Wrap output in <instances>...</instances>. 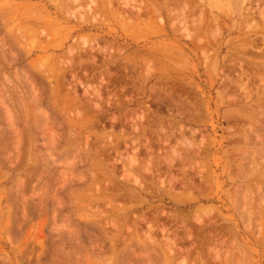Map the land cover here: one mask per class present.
I'll return each instance as SVG.
<instances>
[{"label":"rangeland","instance_id":"1","mask_svg":"<svg viewBox=\"0 0 264 264\" xmlns=\"http://www.w3.org/2000/svg\"><path fill=\"white\" fill-rule=\"evenodd\" d=\"M75 1L0 0V264H167L155 214L264 264V0Z\"/></svg>","mask_w":264,"mask_h":264},{"label":"bare ground","instance_id":"2","mask_svg":"<svg viewBox=\"0 0 264 264\" xmlns=\"http://www.w3.org/2000/svg\"><path fill=\"white\" fill-rule=\"evenodd\" d=\"M53 1V0H52ZM76 1H78V0H76ZM76 1L74 2L75 4H76ZM122 1V0H121ZM130 0H125V1H123V5L121 6V7H124L125 6V4L129 7V8H127L126 9V13H128V11H129V15H131V17L132 18H134L135 17V20L134 19H132V18H128L127 17V21H130V20H133V21H135V25H139V23L141 22H144V20H145V18L144 17H148V15L149 14H151V11H152V9L150 8V7H140V8H138V9H135L134 11H136L137 10V12L135 13L134 11V13L133 12H130V9L132 8V9H134V7H131V5H130V3H128ZM179 1V0H178ZM100 2L101 3H98V0H89V5H95V10L96 9H103V11H105L104 10V4H105V1H101L100 0ZM102 2H104V4L103 5H100V4H102ZM110 2V0L108 1V3ZM115 2H117V3H120V0L118 1V0H115ZM184 2V1H183ZM190 2V1H189ZM95 3V4H94ZM117 3H115V5H117ZM135 3H136V0H135ZM195 3H196V1H195ZM254 3V2H253ZM62 4V3H61ZM71 4H73V3H71ZM88 4V3H87ZM139 4H141L140 2L138 3V5ZM184 4V3H183ZM69 5V4H68ZM114 5V4H113ZM114 5V6H115ZM173 5V4H172ZM175 5H176V3H175ZM184 5H186V4H184ZM183 5V6H184ZM62 6V5H61ZM75 6V5H74ZM177 6V5H176ZM187 6H189V10H190V12H192L193 11V9L195 8L194 7V5H193V7H191L190 6V4L189 5H187ZM24 7V6H23ZM57 7V6H56ZM80 7V6H79ZM78 7V8H79ZM89 7V6H88ZM121 7L119 8V9H121ZM181 7V6H180ZM186 7V6H185ZM110 8H111V2L109 3V8H108V10H109V14H110V12H111V10H110ZM125 8H126V6H125ZM124 8V9H125ZM188 8V7H187ZM259 9H257L258 10V13H257V15L259 14L260 15V17H261V23L262 22H264V7H258ZM24 9V8H23ZM91 9V8H90ZM114 9H115V7H113V11H114ZM131 9V10H132ZM177 9H178V7H177ZM180 9V8H179ZM247 9V8H246ZM252 11H251V10ZM250 9H249V11H251V13L249 12V14H250V17L251 18H254L255 17V15H254V13H255V11L250 7ZM87 10V9H86ZM85 10V11H86ZM98 10H96V11H98ZM173 10V9H172ZM172 10H169L168 12H171ZM182 10H186V8L185 9H182V7H181V14L183 13V12H185V13H187L186 11H183L182 12ZM255 10H256V8H255ZM256 10V11H257ZM57 11V10H56ZM69 11V10H68ZM74 11V10H73ZM81 11H82V9H81ZM95 11V12H96ZM112 11V12H113ZM180 11V10H179ZM188 11V10H187ZM195 11V10H194ZM201 11V10H200ZM254 11V12H253ZM70 12V11H69ZM106 12V11H105ZM111 12V13H112ZM116 12V11H115ZM196 12V11H195ZM198 12V11H197ZM248 12H247V14H248ZM82 13V12H81ZM91 13V12H90ZM99 13V12H98ZM126 13L124 12V13H122V14H125V16H123V15H118V16H120V19H122V20H126ZM176 13V12H175ZM174 13V14H175ZM189 13V12H188ZM188 13H187V15H188ZM71 14V13H70ZM73 14V13H72ZM71 14V15H72ZM83 14V13H82ZM92 14V13H91ZM114 14V13H113ZM113 14H111L112 16H113ZM177 14V13H176ZM178 14H180V13H178ZM244 14V13H243ZM246 14V15H247ZM5 15V14H4ZM37 15V14H36ZM81 15V14H80ZM199 15V14H198ZM102 16V15H101ZM121 16H122V18H121ZM177 16V15H176ZM179 16V15H178ZM177 16V17H178ZM182 16H183V18H186L187 16L186 15H184V13L182 14ZM181 16V17H182ZM207 16V15H206ZM62 17V16H61ZM151 17V16H150ZM192 17V16H191ZM75 18V17H74ZM88 18V17H87ZM97 18V17H96ZM101 18V17H100ZM124 18V19H123ZM200 18V17H199ZM242 18V17H241ZM34 19V18H33ZM32 19V20H33ZM89 19V18H88ZM93 19H95V18H93ZM128 19H130V20H128ZM151 19V18H150ZM170 19V18H169ZM181 19V18H180ZM32 20H30V22L32 21ZM76 20V19H75ZM97 20V19H96ZM99 20V19H98ZM97 20V21H98ZM147 20H148V18H147ZM152 20V19H151ZM151 20H149V21H151ZM154 20V19H153ZM171 20V19H170ZM192 20V19H191ZM263 20V21H262ZM39 21V20H38ZM96 21V22H97ZM187 21H188V19L186 20V21H184L185 22V24L187 25ZM24 22V21H23ZM44 22V21H43ZM47 22V21H46ZM93 22H95V21H93ZM184 22H182L181 21V23H183L184 24ZM248 22V21H247ZM255 22V21H254ZM25 23H27L26 21H25ZM28 23H29V21H28ZM32 24H33V22H31ZM31 23H29V25H32ZM61 23V22H60ZM89 23H90V21H89ZM150 23V22H149ZM192 24H190L189 23V25H194L195 24V26L193 27V28H195L196 30H198V29H200V27H199V24L201 23V25H202V21H200V23H199V21H197V19H195L194 18V20H192V22H191ZM198 23V24H197ZM80 24V23H79ZM91 24V23H90ZM122 24H124V23H122ZM151 24V23H150ZM259 24V23H258ZM22 25H23V23H22ZM34 25V24H33ZM36 25V24H35ZM125 25V24H124ZM126 25L128 26V25H130V23L129 22H127L126 23ZM125 25V26H126ZM146 25V24H145ZM181 25V24H180ZM254 25V24H253ZM14 26V25H13ZM88 26V25H87ZM147 26V25H146ZM36 27V26H35ZM37 27H38V25H37ZM36 27V28H37ZM94 27V26H93ZM129 27H131V26H129ZM151 27V26H150ZM152 27H154V26H152ZM157 27H158V25H157ZM173 27V26H172ZM187 27H188V25H187ZM187 27H185L184 29L186 30V28ZM190 27V26H189ZM203 27V26H202ZM11 28V27H10ZM25 28H27V27H25ZM33 28V27H32ZM31 28V29H32ZM76 28V27H75ZM80 28L82 29V30H84V28H86V25L85 24H81L80 25ZM128 28V27H127ZM148 28H149V26H148ZM155 28V27H154ZM220 28V27H219ZM70 29V28H69ZM152 29V28H151ZM218 29V28H217ZM64 30H66L67 31V29H64ZM111 30V29H110ZM133 30L134 29H132V32H133ZM148 30V29H147ZM154 30V29H153ZM71 31V30H70ZM138 31V30H137ZM137 31H135V32H137ZM152 31V30H151ZM187 31V30H186ZM124 32H129V31H127V30H124ZM153 32V31H152ZM188 32V31H187ZM195 32V31H194ZM217 32H218V30H217ZM220 32V31H219ZM191 33H192V31H191ZM84 35V34H83ZM185 36V35H184ZM189 36V35H188ZM98 41V40H97ZM35 42V41H34ZM63 43V42H62ZM46 45V44H45ZM55 45V44H54ZM44 46V45H43ZM50 46V45H49ZM112 47H113V45H112ZM42 48V47H41ZM98 48V47H97ZM107 48V47H106ZM103 50V49H102ZM96 51V50H95ZM73 54V53H72ZM70 56H72V55H70ZM96 57V56H95ZM172 58V57H171ZM38 59V58H37ZM75 59V58H74ZM43 60V59H42ZM95 61V60H94ZM67 62V61H66ZM76 63V62H75ZM70 64V63H69ZM63 66V65H62ZM73 66V65H72ZM41 67H42V65H41ZM52 71V70H51ZM110 83H112L111 81H109ZM61 89V88H60ZM98 93V92H97ZM96 94V93H95ZM98 95V94H97ZM99 97V96H98ZM102 97V96H101ZM60 98V97H59ZM242 115V114H241ZM237 116V115H236ZM189 142H191V141H189ZM188 143V142H187ZM192 146V145H191ZM191 149V148H190ZM198 149V148H197ZM193 151V150H192ZM256 155V154H255ZM193 156V155H192ZM132 158V157H131ZM130 161V160H129ZM131 161H133V160H131ZM130 161V162H131ZM133 163V162H132ZM131 164V163H130ZM256 165H257V163H256ZM258 166V165H257ZM257 166H256V168H257ZM250 168V167H249ZM256 174V173H255ZM264 174V173H263ZM260 175H262V174H260ZM243 176V175H242ZM259 177H262V176H259ZM257 178V177H256ZM139 179V178H138ZM260 180V179H259ZM140 181V180H139ZM262 181V180H261ZM137 184V183H136ZM178 184V183H177ZM185 184H187V183H185ZM259 184V183H258ZM246 189V188H245ZM262 189V188H261ZM187 190V189H186ZM192 190V189H191ZM252 192V191H251ZM126 193V192H125ZM248 193V192H247ZM246 193V194H247ZM108 195V194H107ZM150 195V194H149ZM258 195V194H257ZM179 196V195H178ZM177 197V196H176ZM255 197V196H254ZM180 198H183L182 196H180ZM184 198H185V196H184ZM192 198V197H191ZM195 198V197H194ZM193 198V199H194ZM176 199H178V198H176ZM120 200V199H119ZM180 200H182V199H180ZM42 201V200H41ZM261 201H262V199H261ZM184 202H185V199H184ZM264 202V201H263ZM250 203V202H249ZM260 204V203H259ZM258 204V205H259ZM247 206V205H246ZM97 207V206H96ZM254 208H256V207H254ZM199 211H200V209H199ZM198 211V212H199ZM204 211V210H203ZM253 211H254V209H253ZM252 211V212H253ZM140 212V211H139ZM200 212H202V211H200ZM206 212V211H205ZM104 213V212H103ZM176 213H177V211H176ZM175 213V214H176ZM180 213H182V212H180ZM257 213V212H256ZM201 214V213H200ZM248 214H250V213H248ZM253 214V213H252ZM136 215V214H135ZM150 215V214H149ZM207 215V214H206ZM251 215V214H250ZM249 215V216H250ZM256 215V214H255ZM255 215H254V217H255ZM144 217H143V219H142V221L144 220L145 222H146V230H144V231H146V232H144V233H147L149 236H147V238L148 239H150L151 237H152V234L154 235V234H157L158 232L159 233H161V236H162V238L164 239H162L163 241L159 244V249H160V251H161V255H155L154 256V258L153 259H155V263L156 262H158V261H160V260H162L163 262H165V263H167V264H172V262H173V260L176 258V257H179V256H182V258H181V260H183V259H186L187 260V258H189V257H192L193 258V264L196 262V261H198V262H200V264H201V262H203V261H205L206 259H207V257L208 256H210V255H212L213 254V256L214 255H216V256H218V254H220V252H219V248L217 247V245H218V243H219V241H217L218 239H217V232L216 231H211L210 229H207V225L206 224H198L197 225V227L195 228V229H193V226L190 228V226L189 227H187V221L184 219V223L181 221V222H179L180 224H181V229L179 228V229H176V230H173V229H171V230H173V231H170V230H168V227L167 226H169V225H166V223L167 222H161V220H159L158 218H159V216L158 215H153V216H150L151 218H148V217H146L145 215H143ZM176 216V215H175ZM183 216V215H182ZM198 216V215H197ZM171 217H174V216H171ZM171 217L169 218L170 220H174V218H172L171 219ZM211 217V216H210ZM247 217H248V215H247ZM124 218V217H123ZM177 218V217H176ZM175 218V221L177 220ZM196 218V217H195ZM197 218H199V219H197ZM196 218V221L197 222H201V221H199L200 219H201V217H197ZM218 218V217H217ZM249 218V217H248ZM179 219V218H178ZM181 219V218H180ZM180 219H179V221H180ZM208 219V218H207ZM113 221V220H112ZM133 221V220H132ZM141 221V222H142ZM139 222V221H138ZM173 222V221H172ZM195 222V221H194ZM122 223V222H121ZM162 223V224H161ZM202 223H204V222H202ZM211 223V222H210ZM107 224V223H106ZM135 225H136V222H135ZM160 225V226H159ZM211 225V224H210ZM113 226V225H112ZM226 226V225H225ZM121 227V226H120ZM128 228H129V226H128ZM135 228V227H134ZM178 228V227H177ZM214 228V227H213ZM263 228V227H262ZM117 229V228H116ZM131 228H129V230H130ZM133 229V228H132ZM131 229V230H132ZM142 229V228H141ZM222 229V228H221ZM138 230V229H137ZM215 230H219V229H215ZM249 230H250V228H249ZM130 232V231H129ZM142 233H143V231H141ZM220 232V231H219ZM222 232V231H221ZM234 232V231H233ZM111 233V232H110ZM182 233V234H181ZM220 234V233H219ZM110 236V235H109ZM125 236V235H124ZM134 236H136V235H134ZM227 237V236H226ZM110 238V237H109ZM137 239H139L138 237H137ZM145 239V238H144ZM151 239H153V240H155L154 238H151ZM116 240V239H115ZM147 240V239H146ZM220 240H221V238H220ZM225 240V239H224ZM227 240V239H226ZM117 241V240H116ZM140 241V240H139ZM223 241V240H222ZM224 243H226L225 241H223ZM236 242V241H235ZM149 243H150V241H149ZM187 243V244H186ZM223 243V244H224ZM262 243V242H261ZM113 244V243H112ZM115 244V243H114ZM113 244V246H115ZM151 244H153V243H151ZM145 245H149V244H147V243H145ZM234 245V244H233ZM221 246H223V245H221ZM150 247L152 248V249H155L156 247H153V246H151L150 245ZM239 247V246H238ZM143 248H144V246H143ZM145 249V248H144ZM223 251V250H222ZM224 253V252H223ZM227 254H229V251H228V253ZM215 257V256H214ZM219 257V256H218ZM226 254H224V259H226ZM228 257H229V255H228ZM227 257V258H228ZM234 257V256H233ZM148 258V257H147ZM146 258V259H147ZM239 258V257H238ZM141 260H145V258L144 259H141ZM186 260H183L182 262H185ZM208 260V259H207ZM219 261V258H217L216 259V261ZM229 260V259H228ZM152 262H153V260H152ZM161 262V261H160ZM159 262V263H160ZM197 262V263H198ZM209 262H211V260H209ZM232 262H234V261H232ZM240 262V261H239ZM243 262V261H242ZM118 263V262H117ZM150 263V262H149ZM214 263H215V261H214ZM219 263H220V261H219ZM225 263V262H224ZM226 263H227V261H226ZM107 264V263H106ZM154 264V263H153ZM210 264V263H209ZM238 264V263H237ZM245 264H247V263H245Z\"/></svg>","mask_w":264,"mask_h":264}]
</instances>
